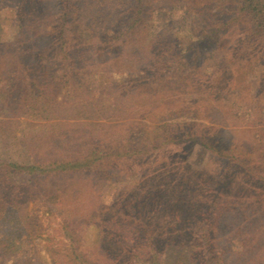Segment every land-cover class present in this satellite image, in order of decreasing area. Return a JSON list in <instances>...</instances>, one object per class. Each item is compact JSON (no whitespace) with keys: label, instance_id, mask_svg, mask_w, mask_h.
Listing matches in <instances>:
<instances>
[{"label":"rangeland","instance_id":"obj_1","mask_svg":"<svg viewBox=\"0 0 264 264\" xmlns=\"http://www.w3.org/2000/svg\"><path fill=\"white\" fill-rule=\"evenodd\" d=\"M46 1L52 11L54 7L57 9L59 0ZM17 2H0V46L13 42L17 37L18 23L12 10ZM183 7L179 3L170 11L154 12L151 35L174 22L177 24L175 38L189 47L192 40L188 41L187 26L184 23L196 18L195 14H184ZM58 10H55L56 13ZM235 36L236 33L233 34ZM98 37L103 43L104 34ZM88 52L91 56L90 49ZM111 52L104 60L89 57L92 62L83 63V69L78 68L80 76L76 83L71 78L60 81L61 69L58 64L51 66L49 78L54 76V79L47 82L48 76H45L41 78L40 84L53 94L51 101L56 99L57 107L52 110V114L50 110L47 113H26L24 104L37 91L33 87L20 88L21 92L26 89L25 100L21 104L11 101L7 106L5 101V107L0 108V121L7 124L5 137L0 141V160L26 166L35 160L43 162L48 156L69 159L73 155H81L86 142L99 137L107 144L113 143L118 153L130 146H134V149L144 147L152 161L157 158L164 162L166 156L161 157L160 154L173 148L177 155L173 169L166 170L169 174L166 179L161 175L158 177L160 180L143 185L141 180L145 171L136 164L131 165L127 158L129 156L121 154L116 160H111L113 164L107 176L104 174L102 178L68 174L57 180L48 178L49 181L39 183L37 172L29 174V170H24L14 175L7 174L5 180L12 185L8 187L10 191L7 196L16 197L24 188L30 189L28 195L38 191L40 195L36 198L33 196L26 208L19 206L16 208L18 212L11 211L18 215L15 221L6 218L4 224L0 222V238L8 237L10 247H14L6 255L5 264H14L15 261L20 264H74L72 252L77 248L86 261L102 264V246L103 249L106 247L102 245V238L106 231L110 241H105L113 244L114 249L117 245L128 244L131 254L135 255L129 259V264H154L155 258V264H202L190 255L195 252L192 245L197 241L188 236L171 242L174 244L172 246H166L169 242L167 234L172 228V231L183 228L187 232L193 229L196 232L209 230L210 239L218 243L225 253L216 264H264V181L259 180L261 177L264 179V165L254 162L264 157V48L257 53L261 60L255 69L246 67L243 80H232L223 98H219L218 93L213 96L214 99L211 98L209 104L216 111L210 120L197 117L198 113L201 116L204 111L194 105L207 103L204 101L206 94L201 89L199 92L196 89L193 91L188 81L173 83L171 91H163L155 86L147 90L132 85L123 93L122 89L125 88L120 85L126 84V74L133 67L128 68L129 63L125 58L113 60L121 52L120 47ZM196 56L202 60L199 59L198 73L208 75L220 54L209 49L196 53ZM102 62L108 63L110 71L106 68L98 70ZM137 71L138 68L134 67L133 72L136 74ZM14 73L21 74L23 71L8 69L2 75L13 76ZM178 91L182 92L175 96ZM171 96L173 100L169 101ZM2 97L5 98V95ZM190 108L196 114L188 112ZM169 135L173 142L167 139ZM32 145L33 149L29 151ZM233 150L236 153L246 152L250 156L245 162H254L260 178L247 180L244 173L237 172L235 186L238 190L234 194L239 198L234 199L231 191H223L216 197L213 194L207 195L208 198H203L205 200L198 207L196 204L189 207L191 192L200 186L201 181L211 184L227 176L231 163L219 155L226 152L232 156ZM152 161L146 163V170L155 167ZM186 179L192 188L187 195L184 191V198L189 200L181 203L175 213L169 212L167 216L164 214L158 231L149 226L157 236L158 248L156 251L154 249L156 254L147 242L137 240L132 244L129 233L126 234L131 220L136 219L137 212L143 209H137L134 214V210H126L125 205L123 207L121 204L116 211L119 217L115 220L120 230L112 228L113 223L106 217L108 212L86 222L88 215H96L100 207H110L118 198L128 197L133 200L141 193L162 195V191H167L168 187L173 189ZM50 182L68 188L59 187L53 191L56 195L54 198L51 196V199L44 200L43 185ZM248 183L255 191L247 192ZM186 186H189L188 182ZM13 200L9 198L8 201ZM195 202L198 204L196 199ZM176 214L180 215L181 220ZM216 215L217 219L219 216L218 222L212 220ZM156 216L151 212L153 220Z\"/></svg>","mask_w":264,"mask_h":264},{"label":"trees","instance_id":"obj_2","mask_svg":"<svg viewBox=\"0 0 264 264\" xmlns=\"http://www.w3.org/2000/svg\"><path fill=\"white\" fill-rule=\"evenodd\" d=\"M3 1L10 4L12 0H0V2ZM14 1H18L12 7L18 23V34L13 42L0 46V108L5 107V101L7 106L11 101L21 104L25 100L26 89L21 92L20 88L22 86L33 87L37 91L33 95L34 97H31L24 104L26 113L33 111L47 113L49 110L51 114L54 113L52 110L57 107L55 105L56 99L51 101L53 94L40 84L41 78L45 76H48L47 82L54 79V76L49 78L48 72L52 65L58 64L59 69H61L60 81L71 78L72 82L76 83L80 76L78 68L81 69L83 63L92 62L89 57L104 60L111 51L120 47L121 52L113 60L125 58L127 59L126 62L129 63L128 68L133 67V70L134 67L138 68L136 74L133 70L126 74V84L120 85L121 88H125L122 89L123 93H126L130 88L129 86L132 85L145 87L147 90L155 86L163 89V91H171L173 83L188 81L193 91L196 89L199 92L201 89L206 94L204 101L207 103L199 102V104L194 105L195 108L204 111L201 116L198 113L197 117L210 120V116H213L216 111V108L209 104L211 98L214 99L213 96L217 93L219 98H223L232 80H243L242 76L246 67H254L255 69L261 60L257 57V53L262 47L264 48V0H59L57 13L55 11L57 9L54 7V11H52L45 0ZM179 3L184 5V14L190 15L192 13L191 15L195 14L194 18H196L184 23L187 26L188 41L192 40L189 47L175 38L177 24L174 22L166 25L155 35H151L150 31L154 12L170 11ZM234 33H236L235 38L233 37ZM99 34L105 36L103 43L98 37ZM92 47L93 50L95 47L94 51L91 50ZM89 49L91 52L93 51L91 56L88 52ZM209 49L219 53L220 57L210 67L212 70L210 74L200 75L198 71L202 60L196 56V53ZM261 58L263 59V57ZM105 63L102 62L98 65V70L106 68L107 71H110L111 67L108 68V63ZM8 69L10 71H23V73H14L13 76L2 75V72ZM249 86L247 85V87ZM180 92L182 91H178L175 96ZM3 95L5 98L2 97ZM172 100L173 97H169V101ZM189 111L196 114L192 108ZM6 125L4 121H0V141L5 137ZM167 139L173 142L170 135ZM143 148L140 146L138 149H134V146H130L129 149H123L121 153H118L113 147V143L107 144L106 141L100 140L98 137L86 142L85 150L81 151V155H73L69 159L59 157L57 159V157L48 156L43 162L35 160L33 164L26 166H18L0 160V222L4 224L3 221L6 218L15 221L18 218V215L14 214L18 212L16 208L19 206L26 208L33 196L36 198L40 195L39 191L28 195L30 189L24 188L16 197L7 196L10 191L8 187L12 186L10 182H7V179L5 180L7 174L14 175L24 170H29V174L37 172L38 178L36 179L39 183L49 181L48 178L57 180L68 174L91 175L102 178L104 174L108 173L113 164L112 161L121 154H125L129 156L127 158L131 165L136 164L145 171L141 180L143 185H147L148 182H155L161 175L162 178L166 179L168 174L166 170L173 169V162L177 156L174 149L169 148L162 152L160 156H166V159L164 162H160L161 159L157 158L152 161L149 152ZM32 149L33 145L29 151ZM154 149L156 148L154 147ZM233 151L232 156L226 152L219 155L231 163L227 176L220 181H212L211 184L208 181L200 180L201 184L196 189L197 191L191 192L193 194L188 204L189 207H194L195 204L198 207L207 195L218 196L223 191H231L234 199L239 198L234 194L238 190L235 186V180L238 178L237 172L244 173L245 179L260 178L253 164L257 162L264 165V157L261 156L253 164H250L245 162V159L250 157L246 152L236 153L237 151ZM252 156L255 158L254 155ZM150 161L154 163L155 167L146 170V165ZM149 177L150 179H148ZM259 180L264 181L262 177ZM187 182L189 183L188 187L186 186ZM248 184H246L248 186L247 192L255 191L253 190L254 187L250 183ZM242 185L245 186V184ZM59 187L61 189L68 188L67 186H57V183L51 182L48 185H43L42 192L45 195L42 198L44 200L46 198L51 199V196L54 198L56 195L53 191ZM191 189L190 181L186 179L180 185L176 184L173 189L168 187L167 191L161 192L162 195L153 194L154 196H150L141 193L137 199L133 200L128 197L118 198L110 207H100L101 210L96 215H88L86 222L91 221L95 216L99 217L101 213L108 212L106 217L111 220V224L113 223L112 228L116 227L117 230H120V225L117 227L115 220L119 217L116 215V211L121 204L123 207L125 205L126 210H134V214L137 209H143V211L137 212L136 219L131 220L127 229L128 232H125L126 234L129 233L131 239L129 240L132 244L137 240L147 242L156 254L157 236H155L156 233L152 227L157 230L164 214L167 216L169 212L175 213V210L180 208L181 203L189 200L187 197L184 198V191L187 195ZM156 196L160 197L157 198ZM171 196L173 197L171 198ZM9 198H14V200L9 202ZM193 198L197 200L198 204L193 203ZM151 212L157 214L156 220L151 218ZM177 215V218L181 220L180 215ZM218 219L217 215L212 218L216 222ZM171 231L167 234V241L169 242L166 246H172L174 244L171 242L188 236L197 241L195 245H192V250L195 252L190 253V255H193L202 264H216L220 261L219 258L225 256L221 246L210 239L209 230L201 229L196 232L193 229L187 232L183 228H177L175 231ZM107 236L108 231L103 233L102 238L104 239L102 245L108 247L103 249L102 246V251L104 250L102 264H129V259L134 258L135 255L131 254L128 244L117 245V248L114 249L113 244H108L105 241H110ZM9 240L8 237L0 238V264H5L6 255L14 248L13 245L10 247ZM73 258L74 264H76L75 262L78 264L79 262L81 264H97L94 261H86L87 259L85 260L83 253L78 248L72 252ZM156 259H154V264ZM14 264H20V262L15 261Z\"/></svg>","mask_w":264,"mask_h":264}]
</instances>
